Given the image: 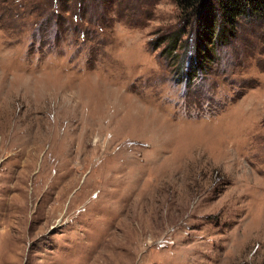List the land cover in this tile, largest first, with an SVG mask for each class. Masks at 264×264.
Returning a JSON list of instances; mask_svg holds the SVG:
<instances>
[{
    "label": "rangeland",
    "instance_id": "rangeland-1",
    "mask_svg": "<svg viewBox=\"0 0 264 264\" xmlns=\"http://www.w3.org/2000/svg\"><path fill=\"white\" fill-rule=\"evenodd\" d=\"M183 21L0 0V264H264V21Z\"/></svg>",
    "mask_w": 264,
    "mask_h": 264
},
{
    "label": "trees",
    "instance_id": "trees-1",
    "mask_svg": "<svg viewBox=\"0 0 264 264\" xmlns=\"http://www.w3.org/2000/svg\"><path fill=\"white\" fill-rule=\"evenodd\" d=\"M174 2L184 25L181 30L172 34L170 48L175 49L178 46L179 37L186 33V27L188 33L192 34L191 43L188 45L193 50L192 54L197 63L208 56V48L217 43H225L234 35L239 20L246 18L264 21V0H174Z\"/></svg>",
    "mask_w": 264,
    "mask_h": 264
}]
</instances>
